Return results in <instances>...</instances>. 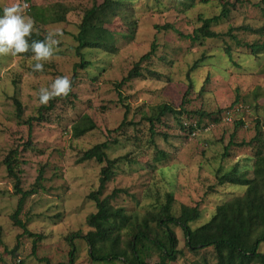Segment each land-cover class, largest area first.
<instances>
[{"label": "rangeland", "instance_id": "374dc122", "mask_svg": "<svg viewBox=\"0 0 264 264\" xmlns=\"http://www.w3.org/2000/svg\"><path fill=\"white\" fill-rule=\"evenodd\" d=\"M222 1L225 0L201 1L181 11L183 5L177 7L179 0H134L130 6L138 21L135 39L118 40L117 53L86 48L83 52L90 65L77 66L81 57L76 53L75 35L82 16L86 9L103 0H23L29 7L58 5L61 9L65 5L68 12L66 21L44 27L47 32L60 30L63 33L62 37H57L60 40L58 51L48 63L52 67L47 73L30 71L34 59L0 56V264H15L17 260L23 261L22 264H69L72 249L69 237L77 231L87 233L92 229L87 218L97 207L89 194L99 189L101 169L106 165L96 160L79 162V158L83 151L105 141L109 143L108 157L118 161L102 197L115 188L122 189L113 203L129 212L142 215L152 206L163 203L168 192H173L175 212H179L182 204L199 205L202 216L193 224L197 227L210 219L227 191L246 190L244 185L218 186L217 173L230 171L238 160H243L240 161L242 168L251 167L246 157L250 156L252 148L232 146L227 156L225 148L231 140L249 141L254 137L257 118L262 119L264 130V53L254 56L228 36L201 42L161 28L172 23L183 34H192L201 25L199 15L218 14ZM229 1L235 2L236 8L232 9L229 19L216 25L214 30L227 32L231 27L244 24L264 25V15L254 5L262 0ZM16 2L0 0V7ZM26 14L30 16L28 10ZM42 26L36 22V30ZM111 28L125 32L128 23L118 17ZM236 34L248 42L260 38L258 34L242 30ZM154 42L156 55L146 66L158 70L163 78H138L119 89L117 83L151 50ZM228 45L233 48V60L225 52ZM203 56L206 58L200 67L189 74L194 62ZM62 75L71 79L75 76L71 94L41 106L39 89L48 87ZM191 81L193 87L190 88ZM189 89L185 106L190 111L189 117L196 119L195 110L222 108L223 120L208 124V129L199 131L196 136H186L175 118L169 115L164 123L155 124L156 134L153 135L144 115L152 114L153 107L163 103L179 108ZM15 99L22 104L20 115ZM237 99L244 103V110L240 114L232 113L233 121H229L225 116L234 109ZM125 105H130L127 119ZM84 114L91 116L96 128L74 138L72 125ZM239 118L245 124L236 128ZM27 142L30 145L25 149ZM12 148H19L21 187L27 191L38 189L26 200L20 213L28 230L43 236L36 245V239L24 233L12 219L21 197L4 163ZM41 172L42 180L38 185ZM174 229L182 254L170 264H194L203 260L204 255L209 264H215L210 252L189 251L185 247L184 231L180 227ZM75 245L74 264H98L92 260L85 240L76 238ZM261 249L264 251V243ZM149 262L157 264L158 257L153 256Z\"/></svg>", "mask_w": 264, "mask_h": 264}, {"label": "trees", "instance_id": "16d2710c", "mask_svg": "<svg viewBox=\"0 0 264 264\" xmlns=\"http://www.w3.org/2000/svg\"><path fill=\"white\" fill-rule=\"evenodd\" d=\"M201 1L206 2L208 0H179L177 7H180L181 4L183 5V8H180L181 11H187ZM133 2L134 0H103L102 3H95L84 11L78 33L75 35L78 42L76 53L81 57V61L77 66L90 65L83 52L86 48L117 53L119 51L118 40L123 38L133 41L135 39L138 21L135 18L134 8L130 6ZM241 2L244 4L243 1ZM246 2L251 3L250 0H246ZM236 5L235 2L225 0L221 2V10L218 14L210 17L199 15L198 19L201 25L189 35L180 32L172 23H166L161 28L171 29L181 36H188L194 41L201 42L209 38L224 39L228 36L239 46H244L249 50L250 54L260 57L264 53V25L254 27L244 24L231 27L227 32L214 30L216 25L229 19L232 9L236 8ZM254 5L259 7L264 15V0ZM62 7L59 9L58 5L56 7L32 5L28 8L30 16L39 25H43L33 32L29 43L33 40H44L48 33L44 27L48 24L67 20L68 9L65 5ZM2 15L3 8L0 7V16ZM118 17L128 23V30L125 32L111 28V23ZM156 28H159V26L157 25ZM241 30L250 34H258L260 38L252 42L241 40L236 34V31ZM156 50L157 44L154 42L151 50L134 64L127 75L117 83V87L120 89L123 85L138 78L162 79L163 75L158 70L146 66L147 62H152ZM232 51L233 48L230 45L225 47V52L230 60H233ZM33 55L29 51L28 53L18 54L16 57L33 59ZM205 58L203 56L196 60L191 66L189 74L200 67ZM49 67L52 66L45 63L44 70L35 73H47ZM74 79L75 76L72 78V87ZM191 87H193L192 81ZM201 90L204 91V88H201ZM119 92L122 95L120 90ZM188 93H190V89L185 94L184 101L179 108L171 103H163L153 107L152 114L147 113L144 115L143 119L150 123L153 135L156 134L155 124L158 122L164 123L165 118H168L169 115L175 118L180 130L186 136L193 134L196 136L199 131L207 130L208 124H217L223 120L224 110L222 108L216 111L195 110L196 119L189 117L187 114L190 111L185 107L188 103V100H186ZM256 94H260L259 91H256ZM15 101L18 106V115H20L22 113L21 101L18 99H15ZM239 101L240 99H237L234 106L244 104L243 102L239 103ZM125 106V119H127L130 105ZM256 120V134L254 137L249 141L235 142L231 140L225 148V156L230 154L232 146L252 148V153L246 157V161H250L251 167L242 168L240 161L243 160H238L230 171L222 172L219 170L217 173L218 186L224 187L228 184H237L246 186V190L244 192L227 191L217 203L215 212L210 219L197 227H193V224L202 216L199 205L182 204L179 212H175L173 192H168L163 203L152 206L142 215L138 212H129L125 207L113 203L117 195L123 192L122 189L115 188L110 194L102 197L108 182L114 176L115 165L118 160L108 157V141L96 144L83 151L79 162L96 160L99 163L106 162V165L101 169L99 189L89 194V198L96 202L97 207L96 212L91 213L87 218V223L92 229L87 233L77 231L69 237L72 245L69 253V264L75 263L76 238H82L87 242L91 258L98 264H151L149 259L153 256L158 257L157 264H170L182 254V250L178 248L179 239L174 227H180L184 231L185 247L189 251L195 254L210 252L214 256L215 264H264V251L261 249L264 243V130L261 127L263 125L262 119L257 118ZM243 124L245 122L239 118L236 121V128ZM95 128V121L90 115L84 114L79 116L72 125L71 134L74 138H79ZM29 145L30 142L25 143L24 148H28ZM161 154L164 156V152H161ZM4 163L8 174L15 180L16 193L21 194L12 219L16 225L24 229V233L36 239V245L43 236L28 230L26 223L20 218V213L26 200L37 193L38 189L33 188L27 191L21 187L18 171L21 164L19 148H12L5 157ZM42 175L41 172L36 182L38 185H40ZM14 252L13 250L12 253L14 254ZM22 262L17 260L15 264H22ZM194 264H209V262L206 255H204L203 260H197Z\"/></svg>", "mask_w": 264, "mask_h": 264}, {"label": "clouds", "instance_id": "9594fccd", "mask_svg": "<svg viewBox=\"0 0 264 264\" xmlns=\"http://www.w3.org/2000/svg\"><path fill=\"white\" fill-rule=\"evenodd\" d=\"M28 3L17 0L16 3L3 8L0 16V56H16L31 51L35 63L34 72H42L45 63H50L58 51L63 33L60 30L49 31L42 41L29 39L36 31V21L27 15ZM72 79L67 75L56 77L48 87L39 89V104L47 106L56 98H66L72 91Z\"/></svg>", "mask_w": 264, "mask_h": 264}, {"label": "built area", "instance_id": "2783aa9c", "mask_svg": "<svg viewBox=\"0 0 264 264\" xmlns=\"http://www.w3.org/2000/svg\"><path fill=\"white\" fill-rule=\"evenodd\" d=\"M244 110V107L242 104H238L234 107V109L232 111H229L226 116L225 119L229 120V121H233V114L232 113H236V114H240L242 111Z\"/></svg>", "mask_w": 264, "mask_h": 264}]
</instances>
